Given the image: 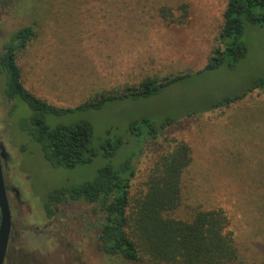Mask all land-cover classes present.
Here are the masks:
<instances>
[{
	"label": "rangeland",
	"instance_id": "obj_1",
	"mask_svg": "<svg viewBox=\"0 0 264 264\" xmlns=\"http://www.w3.org/2000/svg\"><path fill=\"white\" fill-rule=\"evenodd\" d=\"M227 4L228 0H0V52L14 31L33 25L34 38L17 54L22 82L37 97L65 108L138 86L146 78L191 73L159 96L50 115L48 122L55 126L86 118L95 127L98 144L97 138L107 137L108 129L112 138L126 135L134 119H180L134 157L131 202L147 191L149 175L160 160L185 142L192 161L182 176L180 205L169 216L191 220L200 211L222 209L239 250L238 264H264V222L256 213L264 194L257 195L263 187L255 176L264 173V90L213 109L224 97L246 94L254 80L264 76V26L246 24L247 55L235 68L223 65L198 73L222 45ZM5 85L0 73V147L6 153L3 165L14 222L7 264H122L101 249V215L95 204H58L53 207L55 217L49 219L43 203L57 189L92 180L106 164L118 167L138 152V146L124 145L112 159L100 156L72 169L54 168L40 145L20 129V121L32 114L30 107L19 99L7 100ZM139 264L152 262L144 258Z\"/></svg>",
	"mask_w": 264,
	"mask_h": 264
},
{
	"label": "trees",
	"instance_id": "obj_2",
	"mask_svg": "<svg viewBox=\"0 0 264 264\" xmlns=\"http://www.w3.org/2000/svg\"><path fill=\"white\" fill-rule=\"evenodd\" d=\"M182 8L186 14L187 5L183 4ZM224 19L220 34L222 45L214 50L207 65L198 73L223 65L235 68L246 57L245 27L246 24L264 26V0H228ZM34 36L33 25L12 33L0 52V73L5 76V98L22 100L30 107L32 114L20 121V129L40 145L49 164L54 168L72 169L90 164L100 156L115 158L124 145L138 146V152L134 151L118 167L106 164L92 180L53 191L43 203L47 216H54L56 209L53 207L58 204L79 200L95 204L101 215V249L122 264H139L144 258L152 264H238L239 250L228 231L229 218L222 209L200 211L191 220L169 216L180 205L182 176L192 161V151L187 143L180 142L160 160L149 175L147 191L131 202L130 187L136 174L132 165L134 157L147 141L157 138L180 119L172 116L162 120L134 119L130 121L126 135L112 138L108 129L107 137L97 138L98 144H95V127L86 118L55 126L48 122L50 115L101 110L118 101L159 96L168 87L190 77L191 73L164 79L146 78L138 86L102 93L76 107H59L34 95L22 82L17 54ZM256 90H264V76L256 78L246 94L224 97L213 104V109L243 100ZM15 109L16 104L9 114ZM255 176H259L260 188L263 187L257 195L263 196L264 173H255ZM256 213L264 222L263 203Z\"/></svg>",
	"mask_w": 264,
	"mask_h": 264
},
{
	"label": "water",
	"instance_id": "obj_3",
	"mask_svg": "<svg viewBox=\"0 0 264 264\" xmlns=\"http://www.w3.org/2000/svg\"><path fill=\"white\" fill-rule=\"evenodd\" d=\"M5 157V151L0 149V264L5 262L12 231V214L2 163Z\"/></svg>",
	"mask_w": 264,
	"mask_h": 264
},
{
	"label": "flooded vegetation",
	"instance_id": "obj_4",
	"mask_svg": "<svg viewBox=\"0 0 264 264\" xmlns=\"http://www.w3.org/2000/svg\"><path fill=\"white\" fill-rule=\"evenodd\" d=\"M0 149H2L1 147H0ZM3 160H4V158L2 159V163H4L3 162ZM3 171H4V165H3ZM4 176H5V173H4ZM5 182H6V188H7V193H8V198H9V203H10V209H11V214H12V206H11V202H10V188H9V186H8V184H7V180H6V177H5ZM14 190V189H13ZM16 194L18 195L19 194V191L17 190L16 191ZM44 207V206H43ZM45 210V209H44ZM45 214H46V212H45ZM46 216H47V214H46ZM48 217V216H47ZM55 217V214H54V216L53 217H51V218H49V219H53ZM13 225H14V222H13V214H12V229H13ZM11 233H12V231H11ZM41 236H43L42 234H41ZM11 237H10V241H9V246H8V251H7V255H6V259H5V262H4V264H7V262H8V259H9V252H10V247H11Z\"/></svg>",
	"mask_w": 264,
	"mask_h": 264
}]
</instances>
